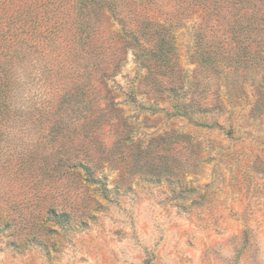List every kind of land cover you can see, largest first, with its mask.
<instances>
[{"label":"rangeland","instance_id":"rangeland-1","mask_svg":"<svg viewBox=\"0 0 264 264\" xmlns=\"http://www.w3.org/2000/svg\"><path fill=\"white\" fill-rule=\"evenodd\" d=\"M263 10L0 0V264H264Z\"/></svg>","mask_w":264,"mask_h":264},{"label":"trees","instance_id":"trees-1","mask_svg":"<svg viewBox=\"0 0 264 264\" xmlns=\"http://www.w3.org/2000/svg\"><path fill=\"white\" fill-rule=\"evenodd\" d=\"M234 8V5H232L231 6V9H233ZM240 9V8H239ZM262 13L264 14V10L262 11ZM248 18V17H247ZM244 19H245V15L244 14H241L240 15V17H239V20H240V23L241 24H243L244 23ZM264 20H262V19H257V20H254V21H252L251 23L249 22L248 24L251 26V28L254 30V31H256L257 30V28H258V26H261L260 28H259V30H261V31H264V22H263ZM256 22V23H255ZM129 34H132V36H130V42H132V43H134V46H136V47H139V50H140V53H142V51H144L145 50V48H143V46H139V43H138V41H139V39H138V37L136 36V35H134L133 33H131V32H129ZM264 38V37H263ZM261 42V41H260ZM259 42V47H258V50L260 49V47H263L264 46V39H262V42L263 43H260ZM135 43H136V45H135ZM254 51L255 53H259V51ZM151 51L149 50L148 51V54H149V56H153V53H150ZM140 53L138 54V53H136L137 54V56H140ZM152 54V55H151ZM207 56H208V58H210L212 61H214L213 59L214 58H216V53H212V54H210V53H207Z\"/></svg>","mask_w":264,"mask_h":264}]
</instances>
